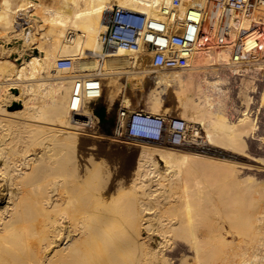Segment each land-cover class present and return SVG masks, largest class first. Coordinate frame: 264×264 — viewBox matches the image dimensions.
Masks as SVG:
<instances>
[{
  "label": "bare ground",
  "instance_id": "1",
  "mask_svg": "<svg viewBox=\"0 0 264 264\" xmlns=\"http://www.w3.org/2000/svg\"><path fill=\"white\" fill-rule=\"evenodd\" d=\"M261 2L251 17L232 20V37L249 30L253 19L264 22ZM116 4L155 26L179 22L188 46L204 8L210 18L218 8L207 0H0V36L15 38L0 44V76L28 79L17 113L0 107V119L8 116L16 128L11 139L0 131V264H173L178 255L184 264H264V184L239 178L243 165L264 167L263 158L250 163L239 153H247L246 136L256 138L255 118L244 110L230 121L220 99L204 91L222 88L220 70H240L236 65L249 57L245 49L242 60L234 59L232 44L192 47L183 59L175 54L182 67L157 72L145 93L151 113L166 111L163 95L174 87L176 106L203 124L207 144L151 141L134 163L129 158L111 168L76 153L78 135L94 124L89 102L101 95L102 79L118 89L121 77L152 69L143 62L153 33L147 24L136 47L104 48ZM199 66L215 77L202 76ZM122 103L133 108L127 96ZM139 114L131 109L124 128ZM109 182L116 187L105 192Z\"/></svg>",
  "mask_w": 264,
  "mask_h": 264
},
{
  "label": "rangeland",
  "instance_id": "2",
  "mask_svg": "<svg viewBox=\"0 0 264 264\" xmlns=\"http://www.w3.org/2000/svg\"><path fill=\"white\" fill-rule=\"evenodd\" d=\"M44 1L46 3H50L53 0ZM13 37V34H10L8 38H6V36H0V44H5V42L11 41L6 43V45L10 46L13 43L12 41L15 40V38ZM48 43L49 38L47 37L40 43V49L45 48ZM32 50L36 51L37 48H32ZM2 59L4 60V57ZM15 61L18 62V60ZM143 62L147 64L144 67L152 68L151 70L146 71L149 74H144L139 77H121L119 79L120 86L118 89L115 88L112 83L110 84V82L108 81L109 78L102 79V83L100 85L101 95L96 99L99 102H112L115 109H118L119 107L118 117L119 111L121 110L120 107H124L122 101L125 96L130 99L133 107H127V110L130 111L131 109H136L146 114L150 112L148 105L145 102V93L153 84L154 75H156L157 72L167 71L172 68L179 69L182 67L181 64H178L177 66L165 69L157 68L156 70H153V65H149V63H151L149 56L144 57ZM11 63L12 62L10 58L8 59L7 64L10 65ZM208 69L209 68L207 66H199L197 68V71L201 72L202 76L213 79L215 75ZM219 74L224 78L222 88H204V91L206 93H209L213 97V99H220V102L222 104H220V106H222V110L230 121H237L241 117L244 110H249L248 112L250 113V117L255 118L254 120L257 124V128L255 131L256 138H252L251 135L246 136L245 140L247 141V145L245 147V151L247 153H239L244 156V158H246V160L243 161L262 164L260 157L264 159V143L259 144L258 137H264V104L260 105L259 103L261 95L264 93V77L261 78L259 74V76L257 75V69L249 67L237 70L236 72H233V70L229 68H224L220 70ZM143 77L148 80H145ZM27 80L28 79L25 76L17 77L14 74H11L6 78H2L0 76V85L4 88L3 91H0V107L2 109L1 113L11 115L12 113H17L16 109H19V107L23 106L19 99L24 98L25 96L23 87H25ZM174 90V87H170L163 95L164 97L162 104L163 106L166 105L170 109L168 108V110L166 111L159 109L155 113L150 112L153 119L158 113V117L160 116L162 118L160 133L158 137H155L156 135H154L153 138H145L141 137V135H130L128 128H124L123 125H118V117L112 131L106 133L102 132V130L99 128L100 120L95 114V109L93 107L94 101L92 100L93 102H89V108L93 113L92 116L94 118V124L92 127H85L86 130L82 132V134L78 135L75 147L76 153L85 157L90 156L98 161H104V164L111 168L113 166L115 167V165L119 167L129 158H131L134 163L141 146L150 144L152 143L151 141H160L159 143L163 142L168 146L183 145L188 142H194L198 143L199 145H204V140H206L205 127H203V124L199 122L196 124L192 123L193 121L190 122L188 117L186 119V116L182 115L181 109L176 106L177 100L174 96ZM197 99L200 100L199 98ZM14 102H19L20 106H14ZM72 117L77 116L73 115ZM123 121H125V119L122 120V122ZM192 124H195V126ZM81 127L82 125L80 126V128ZM194 127L197 128L198 132L194 131ZM0 131L1 136L2 134H7L6 138L11 139L12 137H14L16 128L11 125V119L8 116L1 117ZM46 140L58 139L53 135H48ZM205 144H207V142ZM155 157L157 158L159 165L163 166L164 161L158 152H155ZM239 175V178L242 180L249 178L250 181H258L259 183L264 184V167L243 165L239 170ZM115 187V182H109L105 189V192H111L115 189ZM187 253L190 254V252ZM180 257L181 256L178 255V257L173 260V264H184V260H179ZM185 264H192V262L187 261V263Z\"/></svg>",
  "mask_w": 264,
  "mask_h": 264
},
{
  "label": "built area",
  "instance_id": "3",
  "mask_svg": "<svg viewBox=\"0 0 264 264\" xmlns=\"http://www.w3.org/2000/svg\"><path fill=\"white\" fill-rule=\"evenodd\" d=\"M175 5H179L183 0H173ZM262 0H207V5L212 4L217 8L212 18L204 8L201 20L197 26L196 36L193 45L188 46L181 33L182 27L179 22L158 23L156 26L150 20H146L144 15L131 10L124 9L117 4L114 5L108 21L107 29L103 32L104 48L109 50L120 45H138L137 38L141 28L147 24V28L153 33L146 40L147 51L153 68L165 69L177 66L175 54L188 55L193 48H208L211 45L225 46L233 45V57L235 60H242V50L249 53L245 62L239 63L240 69L246 67L257 69V75L264 77V22L259 19H253L250 22L249 30L241 28L236 37H232L234 28L233 21L242 17H251L255 7ZM233 20V21H232ZM147 39V36H144ZM164 50H167L164 52ZM145 56V57H146ZM62 65L68 66L69 61H62ZM258 75V76H259ZM127 107L119 111L118 125H122V120H126L129 115ZM141 114L133 115L132 123L128 131L130 135L142 136L147 138L158 137L162 118H147V114L140 111ZM150 119L151 122L147 123ZM94 120V118H93Z\"/></svg>",
  "mask_w": 264,
  "mask_h": 264
},
{
  "label": "crops",
  "instance_id": "4",
  "mask_svg": "<svg viewBox=\"0 0 264 264\" xmlns=\"http://www.w3.org/2000/svg\"><path fill=\"white\" fill-rule=\"evenodd\" d=\"M94 101V102H93ZM93 107L95 114L100 120L99 128L102 132H110L113 130L116 119L118 117V109H115L112 102H99L97 99L93 100ZM122 109V107H120Z\"/></svg>",
  "mask_w": 264,
  "mask_h": 264
},
{
  "label": "water",
  "instance_id": "5",
  "mask_svg": "<svg viewBox=\"0 0 264 264\" xmlns=\"http://www.w3.org/2000/svg\"><path fill=\"white\" fill-rule=\"evenodd\" d=\"M13 105H14V106H20V103H19V102H14Z\"/></svg>",
  "mask_w": 264,
  "mask_h": 264
}]
</instances>
